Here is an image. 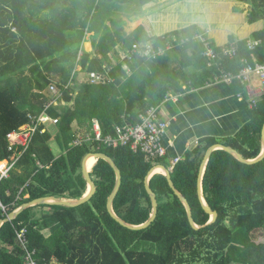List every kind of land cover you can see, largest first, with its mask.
<instances>
[{
	"label": "trees",
	"instance_id": "obj_1",
	"mask_svg": "<svg viewBox=\"0 0 264 264\" xmlns=\"http://www.w3.org/2000/svg\"><path fill=\"white\" fill-rule=\"evenodd\" d=\"M154 1L0 0V163L11 156L7 136L28 125L30 116L44 112L49 100L43 92L54 83L64 87L71 79L75 82L64 94L66 108L50 111L59 118L55 136L37 133L9 178L0 183V203L9 208L8 214L44 197L82 198L88 189L82 162L90 153H102L116 163L123 177L114 203L116 214L129 224H145L153 209L145 188L153 164L130 148H71L79 130L90 129L97 119L108 135L126 121L135 124L140 112L159 105L170 93L184 92L185 86L199 88L213 83L220 70L238 74L246 61L264 63V31L255 33L251 40L232 41L221 48L212 44L219 57L212 69L204 57V44L193 40L177 46L175 58L169 53L149 61L137 54L133 62L122 61L118 48L129 51L150 42L165 45L167 38L157 37L149 22L127 34L126 23L117 13L121 6L134 3L143 8ZM236 1L252 7L250 24L264 19V0ZM241 7L248 13L245 5L211 0L201 3L199 12L208 15L215 9ZM203 13L187 20L201 24ZM87 33L93 34L86 45L91 51L84 49ZM200 33L191 27L175 34L193 38ZM251 41L261 44L251 50ZM233 47L238 55L230 60L224 53ZM105 66L112 69L115 83H88V75L102 73ZM190 69L195 72L190 73ZM234 84L237 91L245 93L240 82ZM251 117L252 122L224 144L247 160L256 159L262 151L264 97ZM52 140L62 149L60 157L51 150ZM207 149L201 145L171 173L199 226H206L211 219L198 197L200 167ZM91 177L97 193L89 203L77 208H32L4 225L0 264H26L16 235L23 226L28 228L29 250H36L37 264H264V238H257L258 234L264 236V161L248 166L224 151L214 152L203 190L219 217L199 231L191 227L185 207L164 175L151 179L159 211L155 222L143 231L122 227L108 213V198L116 184L110 165L98 161ZM37 209L48 211L34 216ZM6 217L0 210V220Z\"/></svg>",
	"mask_w": 264,
	"mask_h": 264
},
{
	"label": "crops",
	"instance_id": "obj_2",
	"mask_svg": "<svg viewBox=\"0 0 264 264\" xmlns=\"http://www.w3.org/2000/svg\"><path fill=\"white\" fill-rule=\"evenodd\" d=\"M212 1L215 3V0ZM217 1L245 5L248 7V13L242 7L223 11L215 9L210 11L211 13L208 15L202 12L204 21L199 24L197 21L191 22L187 19L194 14H202L199 12L201 3L211 2V0H156L143 8H139L134 3L126 5L123 9L132 7V12L135 9V13L132 15L124 13L125 10L120 7L118 15L126 23L125 31L127 34L132 33L145 22L151 24L157 37H169L176 32L197 27L202 34L209 38L212 44L219 48L230 44L232 41L238 43L251 40L255 33L264 31V19L255 24H250L249 17L253 9L249 4L236 0ZM176 7L179 8L175 10ZM170 53L174 55L175 51ZM189 72L193 73L195 69H190ZM251 86L257 94L264 97L258 77H252ZM243 90L244 94L237 91L235 84L206 83L199 88L185 86L177 103L163 104L160 115L162 120L169 122V128L162 140L166 149V156L161 159L159 165L170 169L176 158H181L183 161L189 153L194 152L201 145L208 148L207 153L215 145H224L227 140H234L252 122L251 111L253 109L249 106L248 90L245 86H243ZM239 95L242 96L239 97ZM210 143L213 144L210 145ZM165 163H169L171 166L167 167ZM47 211L37 209L33 215L41 216Z\"/></svg>",
	"mask_w": 264,
	"mask_h": 264
},
{
	"label": "built area",
	"instance_id": "obj_3",
	"mask_svg": "<svg viewBox=\"0 0 264 264\" xmlns=\"http://www.w3.org/2000/svg\"><path fill=\"white\" fill-rule=\"evenodd\" d=\"M88 34L90 33H87L86 36ZM162 37L167 38L165 45H156L153 42H150L143 46L136 45L129 51H123L121 49V51H119L121 60L133 62L135 56L141 54L147 60L154 61L165 57L167 54L174 51L177 46L186 45L193 40L204 44V57L208 60V68L212 69L214 66L218 65L217 61L219 57L211 41L205 34L200 33L193 38L187 36L178 37L176 34H173L172 36L170 35L169 37ZM260 44L261 42L259 41H251L249 43V48L254 50ZM237 55L238 51L236 47L228 49L224 53V56L230 60H234ZM111 73L112 69L105 66L102 73H90L88 75V83L91 85L113 84L115 83V80L112 78ZM127 73L131 75L130 70H128ZM254 76L259 78L264 93V63L251 64L246 61L243 69L238 74H232L220 70V72L215 75L213 84L232 85L235 82H240L248 90L250 108L256 109L263 97L262 95L257 94L251 86L252 77ZM74 86L75 82L73 79H71L64 87H60L55 83L51 84L43 92L49 100L45 106L44 112L38 116H30V123L28 125L19 128V130L14 131L7 136L8 151L11 153V156L5 161V168L0 171V183L9 178L11 171L27 152L37 133L40 132L41 134H45L46 132H49V125L56 126L59 123V118L53 117L50 114V111L61 106H67L64 102V94ZM181 96V93L168 94L159 105L151 107L145 112H140L138 115V121L135 124L126 121V124L123 126H115L114 131L108 135H104L99 121L94 119L90 129L85 131L79 130V133L71 144V148H82L84 146H90L98 150L101 148H130L133 153L143 155L148 162L152 163L154 166H158V162L166 156V149L162 140L169 128V122H166L161 118L160 109L163 104L169 102L177 103ZM241 96L242 95H239V97ZM181 161V158H176L174 160L173 166L169 169L171 173ZM28 185L29 184H27L26 187ZM26 198H28V196ZM18 200H22V198L19 197ZM0 210L6 216L10 214H8L9 208L5 207L2 203H0ZM16 235L18 245L25 253L24 260L26 261V264H37L34 258L36 250H29L30 241L28 238V228L25 226L21 227L17 230Z\"/></svg>",
	"mask_w": 264,
	"mask_h": 264
},
{
	"label": "water",
	"instance_id": "obj_4",
	"mask_svg": "<svg viewBox=\"0 0 264 264\" xmlns=\"http://www.w3.org/2000/svg\"><path fill=\"white\" fill-rule=\"evenodd\" d=\"M216 151H224V152L232 155L236 160H238L242 164H245L248 166L257 165V164L264 161V127H263V132H262V151H261V154L256 159L247 160L243 157L242 154H240L235 149H233L231 147L224 146V145H215L207 151V153L204 157V160L201 164L199 178H198V197H199V200H200V203L202 205L203 210L211 218L210 222L206 226H199L196 224L194 217H193V211H192V208H191L189 202L187 201L185 196L180 191L177 190V188L173 182L170 170L168 168H166L165 166H162V165L153 167L150 170V172H149V174L145 180V188H146V191L150 197V200L152 203V208H153L151 217L143 225L136 226V225H132V224L127 223L126 221L121 219L116 214V212L114 210L115 200H116V198L120 192V189L122 187L123 177H122L121 170L118 168L116 163L106 154L90 153L84 158V160L82 162V175H83V178L85 179L87 186H88V191L86 192V194L82 198H80V199H67V198H57V197H51L50 196V197L40 198V199L34 200L32 202L23 204L18 209H16L12 213H10L5 219L0 220V234H1L2 227L4 225L14 222L15 220L18 219V217L20 215H22L24 212H26L29 209L40 207V206H57V207H65V208H77V207H80L84 204L89 203L97 193V186H96L95 182L93 181V178L91 177V174L93 173V169L91 171H89L87 168V162L91 157H94L97 160V163L100 160L105 161L106 163H108L110 165V167L115 172L116 184H115V187H114L112 194L108 198L107 210H108V213L110 214V216L119 225H121L122 227H124L130 231H143V230L148 229L155 222V220L158 216L159 203L157 200V195L154 193V191L152 190V188L150 186V182H151V179L156 175L155 170L160 168L164 171V176L166 177L170 188L173 190L174 194L178 197L180 202L185 207L186 212H187V216H188V220H189L191 227L194 230L199 231V230H201V229H203V228H205L211 224L216 223L218 220V217H219L218 213L213 211L212 208L207 203V200H206L205 195H204V190H203V181H204V177H205V174L207 171V167H208V164H209V161H210L212 155Z\"/></svg>",
	"mask_w": 264,
	"mask_h": 264
},
{
	"label": "rangeland",
	"instance_id": "obj_5",
	"mask_svg": "<svg viewBox=\"0 0 264 264\" xmlns=\"http://www.w3.org/2000/svg\"><path fill=\"white\" fill-rule=\"evenodd\" d=\"M136 5V4H135ZM125 6H121V9L122 10H125V12L124 13H127L128 15H132V13H135V9H133L134 11L132 12V7H129V8H127V9H123ZM131 8V9H130ZM118 13V12H117ZM122 14V13H121ZM91 37H92V33H90V34H88L87 36H86V43L84 44V49L86 50V51H91V48L90 47H87L86 45H88V44H90V42H91ZM118 51H121V48H118ZM121 58V57H120ZM78 70H80V69H78ZM81 78H83V79H85L86 77L84 76V75H82L81 76ZM62 108H66V106H61V107H58V108H56V109H62ZM48 130H49V132L53 135V136H55V134H56V127L55 126H52V125H49L48 126ZM51 150L53 151V153H54V155L56 156V157H60L63 153H62V149L58 146V144L56 143V141L55 140H52L51 141ZM94 164H96L95 163V161L91 164V165H94ZM166 164V166L167 167H170L171 166V164H169V163H165ZM153 167H156V165L154 166L153 165ZM5 168V164H2V165H0V171H2L3 169ZM91 168V167H90ZM90 168L88 169V170H90ZM162 173H158L157 175H161ZM163 174H164V172H163ZM88 191V190H87ZM257 238L258 239H262L263 240V238H264V236H263V234H258L257 235Z\"/></svg>",
	"mask_w": 264,
	"mask_h": 264
},
{
	"label": "bare ground",
	"instance_id": "obj_6",
	"mask_svg": "<svg viewBox=\"0 0 264 264\" xmlns=\"http://www.w3.org/2000/svg\"><path fill=\"white\" fill-rule=\"evenodd\" d=\"M95 158L94 157H91L89 160H88V162H87V168L89 169L90 167V170L89 171H91L92 169H93V165H91L95 160H94ZM97 161V160H96ZM5 164V163H4ZM0 165H2V164H0ZM95 165V164H94ZM161 171H162V174H163V170L162 169H160V168H158V169H156L155 170V174H158V173H161Z\"/></svg>",
	"mask_w": 264,
	"mask_h": 264
}]
</instances>
